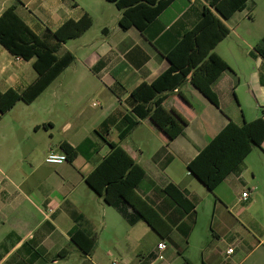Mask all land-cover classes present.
I'll return each instance as SVG.
<instances>
[{
	"label": "crops",
	"instance_id": "obj_1",
	"mask_svg": "<svg viewBox=\"0 0 264 264\" xmlns=\"http://www.w3.org/2000/svg\"><path fill=\"white\" fill-rule=\"evenodd\" d=\"M262 1L249 0L224 21L230 34L215 51L232 70L212 85L218 106L188 80L164 102L187 122L182 134L170 139L146 118L121 141L135 105L132 92L168 70L166 55L199 23L207 1L173 0L143 34L121 28L122 11L107 0H0V17L14 8L38 36L85 14L93 19L58 53L71 52L74 62L34 102L19 101L1 116L0 264H264V142L213 191L187 168L230 122L264 120V58L255 50L264 37ZM261 14L256 36L252 26ZM36 78L31 61L0 45V94L23 92ZM105 123L106 139L146 172L137 193L159 213L158 230L144 221L130 225L86 182L110 150L98 133ZM129 139L134 148L125 146ZM86 141L63 164L45 162L51 151L62 152V143L78 148ZM169 183L185 191L192 211L163 191ZM76 227L94 235L90 251L72 240ZM161 242L167 244L163 261L157 259ZM83 244L89 248L88 239Z\"/></svg>",
	"mask_w": 264,
	"mask_h": 264
},
{
	"label": "trees",
	"instance_id": "obj_2",
	"mask_svg": "<svg viewBox=\"0 0 264 264\" xmlns=\"http://www.w3.org/2000/svg\"><path fill=\"white\" fill-rule=\"evenodd\" d=\"M122 11L120 26L124 30L137 28L145 34L152 23L173 0H107ZM199 23L184 33L181 40L166 55L170 67L152 83H143L131 97L135 103L131 114L125 117V128L120 140H125L139 125L140 120L150 118L170 139L183 133L187 122L175 111L164 107L166 93L180 89L188 80L215 106L219 100L213 91V83L220 75L232 70L230 65L215 51L230 34L224 21L235 13L244 11L249 0H206ZM93 25V19L85 14L80 20H69L56 31L47 29L36 35L19 17L14 8L7 9L0 17V45L10 54L31 61L37 73L36 80L23 92L10 89L0 94V119L19 101L34 102L75 60L74 54L59 55L63 43L78 38ZM257 53L264 58V37L256 46ZM107 123L100 127L99 134L109 145V153L93 172L86 177L87 184L113 206L130 225L146 222L154 230L162 221L157 210L137 193V187L145 177L144 168L119 144L110 142L105 134ZM62 143L61 149L72 158L82 149ZM264 142V120L258 118L243 125L230 122L220 131L187 168L209 190L213 191L251 153L254 147ZM163 191L184 211L195 207L179 186L169 183ZM73 219L81 222V215L70 211ZM72 240L90 251L95 237L89 230L76 227L71 231ZM89 240V248L83 242Z\"/></svg>",
	"mask_w": 264,
	"mask_h": 264
},
{
	"label": "built area",
	"instance_id": "obj_3",
	"mask_svg": "<svg viewBox=\"0 0 264 264\" xmlns=\"http://www.w3.org/2000/svg\"><path fill=\"white\" fill-rule=\"evenodd\" d=\"M68 160V157L67 155L62 151L61 153H57V152H54V151H51L46 159H45V162L47 164H50V165H60V164H63L64 162H66ZM249 197V192L246 191L242 194V199L243 200H246L248 199ZM50 212H52L53 210L50 209L49 210ZM167 249V244L165 242H161L159 245H158V254H157V259L158 260H165V250ZM234 252V248H230L227 253L230 255Z\"/></svg>",
	"mask_w": 264,
	"mask_h": 264
},
{
	"label": "rangeland",
	"instance_id": "obj_4",
	"mask_svg": "<svg viewBox=\"0 0 264 264\" xmlns=\"http://www.w3.org/2000/svg\"><path fill=\"white\" fill-rule=\"evenodd\" d=\"M262 9H264V0L262 1ZM263 17V15L261 14L260 16H259V20L256 22V24H254V26H252L253 27V29L255 30V35L256 36H259V34H258V32H257V25H258V23H259V21H260V19ZM233 21L234 20H232L231 21V23H233ZM255 36V37H256ZM134 139L133 140H131V139H129L127 142H126V144H125V146H127V147H132V148H134ZM123 147V146H122Z\"/></svg>",
	"mask_w": 264,
	"mask_h": 264
}]
</instances>
